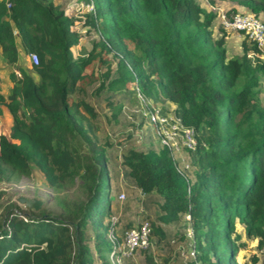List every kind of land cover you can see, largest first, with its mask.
Returning a JSON list of instances; mask_svg holds the SVG:
<instances>
[{
  "label": "trees",
  "instance_id": "trees-1",
  "mask_svg": "<svg viewBox=\"0 0 264 264\" xmlns=\"http://www.w3.org/2000/svg\"><path fill=\"white\" fill-rule=\"evenodd\" d=\"M79 1L83 18L65 13L69 0H0V57L14 69L12 86L0 92L11 118L0 133V182L36 169L55 195L51 211L2 207L0 264H114L112 244L143 222L163 264H264L255 255L236 259L242 235L264 244L262 50L244 38L241 54L226 59L222 38H212L214 14L195 0ZM238 3L264 24V0ZM77 27L95 35L87 53L74 52ZM15 36L26 56L36 55L28 71L16 64ZM93 71L95 84L82 87ZM140 93L176 105L194 130V151L179 154L155 133L158 147L121 145L118 137L116 149L100 138L97 117L108 107L119 105L105 120L112 134L130 124V138L149 122ZM122 183L135 193L124 202L116 199ZM140 250L141 264H157Z\"/></svg>",
  "mask_w": 264,
  "mask_h": 264
},
{
  "label": "rangeland",
  "instance_id": "rangeland-1",
  "mask_svg": "<svg viewBox=\"0 0 264 264\" xmlns=\"http://www.w3.org/2000/svg\"><path fill=\"white\" fill-rule=\"evenodd\" d=\"M55 1H59L63 3V0H55ZM195 1L197 2V4H199L202 10H204L205 12L210 11L211 13L214 14V17L211 22L212 38L216 40L222 38L223 40L222 46L224 47V53H225L226 59L231 58L233 56L240 55L241 54V41L244 39L243 35L236 31H225L224 29L220 27L217 18L219 14H221V12H224V15L229 16L236 12H244L248 10L238 3L239 0H195ZM68 4L69 5H67L66 3V5L64 6L65 7L64 11L66 14L70 13L72 14V16H74L75 14L77 18H83L84 14H82V12H84L85 10H82L83 5L81 1L69 0ZM84 7L87 8V10H92V4L90 3L86 4V6ZM76 30L78 31L77 32L78 35L81 36V39L78 43V46L74 47V52L76 54L78 52L87 53V51L90 50L92 46L91 40H95L94 39L95 35L93 33L91 35V32L86 27H77ZM17 37L18 36H15V40ZM260 55H261V58L264 60L263 51H261ZM103 58H105L106 60H109L111 64L113 63L110 56L103 54ZM0 61H1V57H0ZM95 65H96V62L95 60H93L92 63L89 64L87 68V74L90 73V70L95 68ZM28 70L29 68H27V71ZM9 72L10 70H5L0 64V92L2 93H5L8 90V88L12 86L11 85L12 83L10 82L8 78ZM4 77L6 78L5 82L2 81ZM96 78H97V74H95L93 71V75L87 76L83 81L80 82V85L82 87H88V85H90L91 83L95 84ZM257 88L259 90L258 95H259L260 103L261 105L263 104L264 106V77L263 76H260L259 84ZM133 89L136 90L134 85H133ZM139 97L142 98L139 100L140 105H144L146 103L150 104L149 107H150L151 114L157 110H159L160 113L165 112L163 110L168 108L167 104L170 103L168 101L163 100L162 98H158V97L156 98L154 94H142ZM134 107L136 108L138 107V105L136 104V106ZM115 108L118 109L119 105L108 107L105 109V111L103 112L101 111L100 114H98L97 123L101 125V128L98 131V134L101 139L108 140L109 142L113 144V147H115L116 149L120 147L119 145L114 144L115 140L118 137H119V141L121 142V145L126 144L128 146L133 145L135 147H140L141 144H148L149 146V143H151L154 146H157L156 144L151 142L153 140L154 132L152 129H150V124L148 121L147 123L145 122V124H143L140 129L138 130L136 129L132 131L130 138L127 137V134L129 133V130L131 128L130 124L118 126L119 129L112 134L111 131L108 129L109 125L107 122H105V120L108 121L109 118L113 119L114 117L113 112L116 110ZM176 112L178 113L181 119V122H182L180 113L177 110ZM131 113L137 114L136 112H132V110L129 109V114ZM137 118H139V115H137ZM10 120L11 118L9 116L8 109L6 108V106L0 105V133L6 130L7 125L10 122ZM27 121L28 123H31L30 119H27ZM143 137L144 139L147 140V142L144 139L142 140ZM180 151H178L179 154H180ZM184 177L187 178L186 176ZM124 187H128V185H126V183H122L119 192L123 193L125 198H120L118 194L119 192L116 193L117 194L116 199L120 202H124L125 199H128L135 195V193L133 194L130 191V189L126 191V188ZM0 192H1L0 212H1L2 207H4L5 204H7L8 202L10 204L13 203L15 206H20V208L23 209L24 206L20 205L17 202L18 196L30 197V198H35V199L40 200L42 202L40 205V208L41 206H44V210H47V211H51L55 205L54 204V197H55L54 193L51 191L50 188L47 187V185L44 183L42 175L36 169H32L30 171L29 176H26L24 174H17V175H14L13 179L9 180L8 182H5V181L0 182ZM69 193H70V190L66 192L67 195ZM127 194H129L128 198H126ZM40 208L38 210H40ZM26 211L36 212V210H33V209L30 210L28 208H26ZM104 222H106V220H104ZM236 229H237V232H239L241 235L244 234L242 233V228H239V225L236 226ZM186 233L187 231L185 228V237L188 238ZM189 234L192 237L191 228L189 230ZM241 241L243 244L239 246V250L236 256V259L238 262L244 261L248 263L252 255H255L258 258V262H260L261 260H264V244L262 245V247L258 248L255 240L246 238L244 237V235H242ZM112 246L114 247V250L112 252L110 250L111 253L108 254V257L111 263L124 264L125 262L124 259L130 258V259H133L136 262V264H141V259L137 251L134 252L132 256L125 257L124 255H121V251L118 250L117 243L112 244ZM150 248L151 246L148 244L147 248L140 250V251H143V253H140V255L143 257L144 255L147 256L148 253L153 254L151 253ZM153 255H154V260H157V264H163L161 260L162 258H165V256L160 255V254L159 255L153 254Z\"/></svg>",
  "mask_w": 264,
  "mask_h": 264
},
{
  "label": "built area",
  "instance_id": "built-area-1",
  "mask_svg": "<svg viewBox=\"0 0 264 264\" xmlns=\"http://www.w3.org/2000/svg\"><path fill=\"white\" fill-rule=\"evenodd\" d=\"M9 4H6L8 7ZM218 23L225 31H236L243 35L247 40L255 43V45L263 51L264 49V24L260 16H256L251 12H236L231 15H224V12L219 14ZM30 61L35 64L37 62L36 55L29 53ZM142 95V94H140ZM139 95V96H140ZM168 108L164 109L165 112L148 114V119L153 126L152 130L158 137L161 145H171L174 150L179 151L180 148H185L189 151H194L196 146V139L194 137V130L192 127L185 126L176 112V107L172 103H168ZM188 164H184V169ZM119 197L123 198V193H119ZM188 219V216L185 217ZM190 226L186 227V235L189 239ZM191 241V240H190ZM118 245V250L121 255L125 257L132 256L138 249H145L148 246V225L141 223L136 227L130 228L125 231L123 237ZM114 247L112 248V251ZM188 255L194 257L193 244L189 245Z\"/></svg>",
  "mask_w": 264,
  "mask_h": 264
},
{
  "label": "crops",
  "instance_id": "crops-1",
  "mask_svg": "<svg viewBox=\"0 0 264 264\" xmlns=\"http://www.w3.org/2000/svg\"><path fill=\"white\" fill-rule=\"evenodd\" d=\"M15 44L17 46V50H18V61L16 62L17 65H22L24 68H27L28 67V62L29 59H28V55L26 56V54H24V51H23V48H22V45H21V42L19 40V37L16 38L15 40ZM0 64L2 65V67L5 69V70H13V66L11 65H7L3 59L1 58V61H0ZM7 77V75H6ZM6 78L4 77L2 79L3 82H5ZM7 92V91H6ZM6 92L4 94H6ZM2 105V104H0ZM7 119V118H6ZM10 123V122H9ZM8 123V125H9Z\"/></svg>",
  "mask_w": 264,
  "mask_h": 264
},
{
  "label": "water",
  "instance_id": "water-1",
  "mask_svg": "<svg viewBox=\"0 0 264 264\" xmlns=\"http://www.w3.org/2000/svg\"><path fill=\"white\" fill-rule=\"evenodd\" d=\"M17 202L21 205H23L24 207L33 209V210H37L40 205H41V201L35 198H30V197H24V196H18L17 197Z\"/></svg>",
  "mask_w": 264,
  "mask_h": 264
},
{
  "label": "clouds",
  "instance_id": "clouds-1",
  "mask_svg": "<svg viewBox=\"0 0 264 264\" xmlns=\"http://www.w3.org/2000/svg\"><path fill=\"white\" fill-rule=\"evenodd\" d=\"M168 102H169V101H168ZM170 103H171V102H170ZM172 104H173V103H172ZM173 105H175V104H173ZM175 107H176V105H175ZM176 110H177V107H176ZM190 152H191V151H190ZM187 171H188V167H187L186 169L183 168L182 174H183L184 176H186V177H187ZM186 216H188V215H186ZM186 216H185V217H186ZM188 218H189V217H188ZM188 220H189V219H187V220L185 219L186 222H188ZM132 228H133V227H132ZM187 239H188V238H187ZM117 243H119V242H117ZM193 248H194V245H193ZM188 256H189V255H188ZM193 258H194V257H193Z\"/></svg>",
  "mask_w": 264,
  "mask_h": 264
}]
</instances>
